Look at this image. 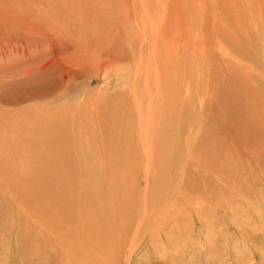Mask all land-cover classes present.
Wrapping results in <instances>:
<instances>
[{
  "label": "rangeland",
  "instance_id": "1",
  "mask_svg": "<svg viewBox=\"0 0 264 264\" xmlns=\"http://www.w3.org/2000/svg\"><path fill=\"white\" fill-rule=\"evenodd\" d=\"M164 218L186 249L155 236ZM253 225L264 0H0V264H83L100 244L88 264H264Z\"/></svg>",
  "mask_w": 264,
  "mask_h": 264
},
{
  "label": "bare ground",
  "instance_id": "2",
  "mask_svg": "<svg viewBox=\"0 0 264 264\" xmlns=\"http://www.w3.org/2000/svg\"><path fill=\"white\" fill-rule=\"evenodd\" d=\"M262 151V150H261ZM260 151V153H263V152H261ZM253 156V155H252ZM258 161V160H257ZM252 162V161H251ZM263 163V162H262ZM261 164V163H260ZM257 166H258V164H257ZM261 169V168H260ZM258 170V169H257ZM254 173V172H253ZM261 191V190H260ZM260 194V198L263 196V194H261V193H259ZM248 197V196H247ZM258 198V197H257ZM187 203V201H185V203L183 204L182 203V206L183 205H188V204H186ZM193 203V202H192ZM198 205V207H196ZM228 205H230V204H228ZM228 205H226V207H228ZM193 207H191V209L192 210H194V214H195V219H196V221H197V224L198 223H200V221H203V223L201 224L200 223V225L198 226L200 229H198L199 230V232H201V231H203L204 232V235H205V241H204V243L205 244H208L209 245V249H210V251H213V249H211V247L210 246H212L213 248L216 246V242H215V240L218 238V234L217 233H215V231H212V225H213V222L211 221V223H209L208 221H206L207 220V218L209 219V216L210 215H208V216H203L202 214H200V213H203L204 214V212H202L201 211V209H200V207H202L201 205H200V203H194V205H192ZM188 207V206H187ZM190 207V206H189ZM188 207V208H189ZM196 210V211H195ZM205 210V209H204ZM203 210V211H204ZM186 211H187V209H186ZM216 213V212H215ZM214 213V214H215ZM175 214V213H174ZM145 215V214H144ZM176 215V214H175ZM175 215H174V217H175ZM213 215V214H212ZM177 216V215H176ZM186 217V216H185ZM188 218H189V216H187ZM212 217V216H211ZM178 218V217H177ZM173 219H176V218H171V219H169V220H166L165 218H164V223H163V225H162V227H159V232H158V234H156L155 233V236H157L158 238H160V240H165L166 241V245H167V243H168V246H170V244H172L173 243V249H174V247H176L175 245H177V247L180 245L181 246V248L183 249V248H185L186 246H187V244H188V240H189V238H183V235L181 234V230L179 229L178 230V228H180L179 226H177L176 227V225H178V223H176V222H174L173 221ZM190 219V218H189ZM191 220V219H190ZM157 221H159V220H157ZM171 221H172V223H171ZM176 221H177V219H176ZM185 221V220H184ZM187 221V220H186ZM140 222H144V218L142 217V219H141V221ZM178 222V221H177ZM182 222V221H181ZM192 222H194L193 220H191V223ZM186 223V222H185ZM7 224V223H6ZM141 224V223H140ZM169 225L171 226V227H169ZM2 226V225H1ZM140 226L141 225H139V226H136V227H138V228H140ZM185 227V226H184ZM249 227V226H248ZM253 228H251V231H252V233L250 232V231H248V232H246L245 234H241V240H243V239H245V238H248V239H250L251 241L252 240H254L255 239V241H253L254 243H259V241L261 240V230L260 229H262L263 231H264V229L260 226H256V225H253L252 226ZM3 228V227H2ZM137 228V229H138ZM154 228H156V227H154ZM153 228V229H154ZM186 228V227H185ZM1 229V228H0ZM92 229V228H91ZM102 229H104V228H102ZM136 229V230H137ZM177 229V230H176ZM183 229V228H182ZM187 229V228H186ZM134 230V229H133ZM132 230V231H133ZM140 230H138V232L136 233V234H138V233H143V232H139ZM156 231V230H155ZM184 231H186V230H184ZM187 231H189L188 229H187ZM5 232H6V230H5ZM74 232V231H73ZM134 232V231H133ZM147 232V231H146ZM218 232V231H217ZM0 233H2V231L0 232ZM8 233H10V232H8ZM145 233V232H144ZM167 233V234H166ZM3 234V233H2ZM103 234V233H102ZM105 234V233H104ZM187 234H189V233H187ZM95 235V234H94ZM93 235V236H94ZM149 235V234H148ZM185 235H186V233H185ZM95 236H100V235H95ZM104 236V235H103ZM133 236V235H132ZM188 236V235H187ZM202 236V235H201ZM2 237H3V235L2 236H0V242L1 241H3V239H2ZM96 237V238H97ZM239 237H240V235H239ZM245 237V238H244ZM94 238V237H93ZM100 238H101V236H100ZM134 238H137L136 237V235H135V233H134V236H133V238L131 239V241L129 242V244H127V246H126V248H125V250H124V252L126 251V253L127 254H125L126 256H128V258L129 259H132L133 258V255L135 254L134 252H139L140 253V251H135V249L138 247L136 244V242H134L135 240H134ZM202 238V237H201ZM103 239H105V238H103ZM139 239V238H138ZM140 239H143L142 237L140 238ZM98 240V239H97ZM102 240V239H101ZM246 241H248L247 239H245ZM244 240V241H245ZM159 241V240H158ZM158 241H156L155 242V240H154V238H152L151 237V240H148L146 243V246H147V250H148V248L149 249H152V251H160V252H162V253H164L165 251H162L161 250V243H159ZM245 241V242H246ZM103 242V241H102ZM118 242H120V241H118ZM124 242H126V241H124ZM161 242V241H160ZM215 242V243H214ZM250 242V241H249ZM252 242V243H253ZM82 243V242H81ZM98 243V242H97ZM122 243V242H121ZM176 243V244H175ZM251 243V242H250ZM87 245H88V242L86 243ZM85 244V245H86ZM108 244V243H107ZM141 244H143V242L141 243ZM140 244V245H141ZM236 244V243H235ZM91 245V244H90ZM97 245V244H96ZM101 245V244H100ZM100 245H97V247H95V246H92L93 248L91 249L92 251H90V250H87L86 249V251H85V253H84V256H85V262L83 263V264H88L89 263V261H90V258L92 259V257H91V255L93 254L94 256L97 254V253H100V251H101V247H100V249L98 248ZM104 245V244H103ZM194 245V244H193ZM56 246V245H55ZM116 246V245H115ZM184 246V247H183ZM203 246V255H206L207 254V250L204 248V245H202ZM103 247V246H102ZM105 247V246H104ZM141 247V246H140ZM200 247V246H199ZM207 247V246H206ZM59 248V247H58ZM80 248V247H79ZM107 248V247H106ZM163 248V247H162ZM179 248V247H178ZM223 248V247H222ZM73 249V248H72ZM72 249H71V251H72ZM76 249V248H75ZM95 249H97V250H99V252H97V251H95ZM186 249V248H185ZM236 249L237 248H235V253H236ZM60 250V249H59ZM123 250V249H122ZM143 250V249H142ZM141 250V251H142ZM168 250H171V249H168ZM167 250V251H168ZM61 251V250H60ZM103 251V250H102ZM121 251V250H120ZM165 252L164 253V255L163 256H161V257H167L169 254L172 256V257H174V259H176V260H178V256L177 255H179V254H176L175 252H173V251H168V252ZM185 251L186 250H182V252L181 253H183V255H180V256H182V257H184L185 256ZM189 251V253H190V250H188ZM240 252L242 251V250H239ZM84 252V251H83ZM106 252V251H105ZM122 252V251H121ZM120 252V253H121ZM159 252V253H160ZM172 252V253H171ZM187 252V251H186ZM197 252V251H196ZM240 252H238V253H240ZM74 253H78L77 252V250H76V252H74ZM142 253V252H141ZM159 253H158V255H159ZM199 253H201V252H197V254H193V255H189L188 257H196V255H199ZM215 253V252H214ZM243 253V255L242 256H245V254H244V252H242ZM241 253V254H242ZM161 254V253H160ZM70 255H72V254H70ZM104 255V254H103ZM123 255H124V253H123ZM137 255V254H136ZM157 255V254H156ZM157 255V256H158ZM188 255V254H187ZM247 255V254H246ZM62 256H63V254H62ZM74 256V255H73ZM76 256H78V255H76ZM97 256V255H96ZM108 256H111V255H108ZM235 256H237V254L235 255ZM238 256H240L241 257V255H238ZM64 257V256H63ZM75 257V256H74ZM98 257V256H97ZM114 257V256H113ZM170 257V256H169ZM168 257V258H169ZM198 257V256H197ZM240 257H238V258H240ZM82 258V257H81ZM84 258V257H83ZM82 258V259H83ZM100 258V257H99ZM117 258L119 259L120 257L119 256H117ZM237 258V257H236ZM246 258V257H245ZM112 260H115V259H113V258H111ZM118 259H116V261L118 260ZM120 259H122V258H120ZM162 259V258H161ZM192 259V258H191ZM248 259V258H247ZM51 260V259H50ZM76 260V261H75ZM99 260V259H98ZM111 260V261H112ZM188 260V259H187ZM243 260V259H242ZM67 261V262H66ZM66 264H80L79 263V260H77V259H74V260H72V259H67V257H66ZM75 261V262H74ZM93 262L95 261V260H92ZM92 261H90V262H92ZM97 261V260H96ZM95 261V262H96ZM103 261V260H102ZM108 261V260H107ZM165 261V260H164ZM170 261H172V260H170ZM175 261V260H174ZM180 261V260H179ZM245 261H247V260H245ZM21 262V261H20ZM44 262V261H43ZM60 262V261H59ZM81 262H83L82 260H81ZM94 262V263H95ZM126 262V261H125ZM103 263V262H102ZM107 263V262H106ZM111 263V262H110ZM131 263V262H130ZM135 263V262H134ZM237 263V262H236ZM242 263V262H241ZM53 264H55V263H53ZM105 264V263H104ZM115 264H117V263H115ZM132 264V263H131ZM205 264V263H204ZM246 264V263H245Z\"/></svg>",
  "mask_w": 264,
  "mask_h": 264
}]
</instances>
